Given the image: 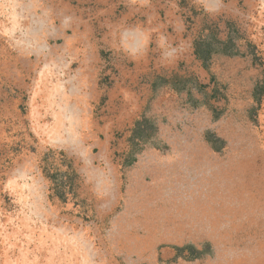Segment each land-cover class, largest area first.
I'll return each mask as SVG.
<instances>
[{
    "label": "rangeland",
    "instance_id": "rangeland-1",
    "mask_svg": "<svg viewBox=\"0 0 264 264\" xmlns=\"http://www.w3.org/2000/svg\"><path fill=\"white\" fill-rule=\"evenodd\" d=\"M0 264H264V0H0Z\"/></svg>",
    "mask_w": 264,
    "mask_h": 264
}]
</instances>
